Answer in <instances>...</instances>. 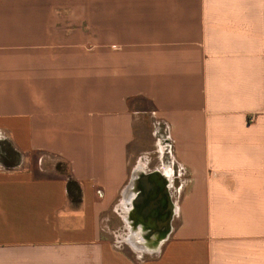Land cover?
Listing matches in <instances>:
<instances>
[{"label":"crops","instance_id":"obj_1","mask_svg":"<svg viewBox=\"0 0 264 264\" xmlns=\"http://www.w3.org/2000/svg\"><path fill=\"white\" fill-rule=\"evenodd\" d=\"M0 264H264V0H0Z\"/></svg>","mask_w":264,"mask_h":264},{"label":"trees","instance_id":"obj_2","mask_svg":"<svg viewBox=\"0 0 264 264\" xmlns=\"http://www.w3.org/2000/svg\"><path fill=\"white\" fill-rule=\"evenodd\" d=\"M3 150L5 152L4 162L7 165L12 166L13 162L15 160V157H17L18 154L8 146H4ZM67 187H68L69 196L72 199V201L79 203L80 198H81V190H80L79 185L75 181H73L72 179H68Z\"/></svg>","mask_w":264,"mask_h":264},{"label":"bare ground","instance_id":"obj_3","mask_svg":"<svg viewBox=\"0 0 264 264\" xmlns=\"http://www.w3.org/2000/svg\"><path fill=\"white\" fill-rule=\"evenodd\" d=\"M162 196H161V199H160V206H162L164 208V210L162 209V207H158L154 211V215H156V217H158V219L160 221H162V222L165 223L167 221L168 217H169V212L170 211H168V208H167L168 207V198H167V195L166 194H163ZM166 231H167V228L162 229L158 234L160 235V237L166 236L167 235V232ZM136 235H138V234H136Z\"/></svg>","mask_w":264,"mask_h":264},{"label":"flooded vegetation","instance_id":"obj_4","mask_svg":"<svg viewBox=\"0 0 264 264\" xmlns=\"http://www.w3.org/2000/svg\"><path fill=\"white\" fill-rule=\"evenodd\" d=\"M168 208V207H167ZM162 209L164 210V208L162 207ZM167 222V221H166ZM167 228V225H163V226H158L156 225L155 227L154 226H150V229H154L156 233H159L162 229H165ZM167 232V231H166Z\"/></svg>","mask_w":264,"mask_h":264},{"label":"rangeland","instance_id":"obj_5","mask_svg":"<svg viewBox=\"0 0 264 264\" xmlns=\"http://www.w3.org/2000/svg\"><path fill=\"white\" fill-rule=\"evenodd\" d=\"M62 170H63V171L66 170L64 166H63V169H62ZM114 225H115V226H113V228H114L115 230H117V229L119 228L118 225L115 224V223H114ZM111 228H112V227H111ZM163 237H165V236H163ZM153 243H154V242H153Z\"/></svg>","mask_w":264,"mask_h":264},{"label":"water","instance_id":"obj_6","mask_svg":"<svg viewBox=\"0 0 264 264\" xmlns=\"http://www.w3.org/2000/svg\"><path fill=\"white\" fill-rule=\"evenodd\" d=\"M156 199H158V195H157Z\"/></svg>","mask_w":264,"mask_h":264}]
</instances>
